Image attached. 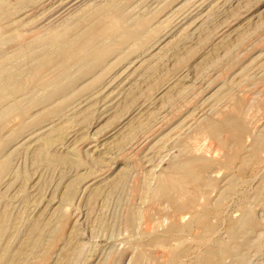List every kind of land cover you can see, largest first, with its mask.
Instances as JSON below:
<instances>
[{"label":"rangeland","instance_id":"obj_1","mask_svg":"<svg viewBox=\"0 0 264 264\" xmlns=\"http://www.w3.org/2000/svg\"><path fill=\"white\" fill-rule=\"evenodd\" d=\"M0 264H264V0H0Z\"/></svg>","mask_w":264,"mask_h":264},{"label":"bare ground","instance_id":"obj_2","mask_svg":"<svg viewBox=\"0 0 264 264\" xmlns=\"http://www.w3.org/2000/svg\"><path fill=\"white\" fill-rule=\"evenodd\" d=\"M112 3H113V2H112ZM112 3H111V4H112ZM109 6H110V5H109ZM109 6H108V7H109ZM115 7H116V6H115ZM110 8H111V7H110ZM53 55H54V54H53ZM2 73L4 74V71H2ZM11 75H12V74H11ZM6 76L9 77V75H6ZM7 77H6V78H7ZM6 80L11 81V82L14 83L17 79H16L15 76H10L9 79H6ZM10 106H11V105H10ZM216 108H217V107H216ZM216 108H215V109H216ZM8 113H9V111H8ZM216 113H217V112H216ZM189 123H190V122H189ZM224 124H225V123H224ZM190 127H191V126H190ZM214 127H216V126H214ZM208 131H209V130H208ZM260 136H261V135H260ZM146 142H147V141H146ZM143 143H144V142H143ZM61 159H62V158H61ZM100 162H101V161H100ZM196 168H197V167H196ZM193 178H195V177H193ZM172 180H173V179H172ZM137 216H138V215H137ZM241 223H242V222H241ZM233 232H234V231H233ZM214 254H215V253H214ZM213 257H214V256H213ZM218 257H219V256H218ZM214 259H218V258H217V255H216V258H214ZM212 261H213V260H212Z\"/></svg>","mask_w":264,"mask_h":264}]
</instances>
